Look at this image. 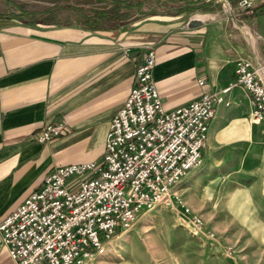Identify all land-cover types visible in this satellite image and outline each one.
<instances>
[{"label": "crops", "instance_id": "crops-1", "mask_svg": "<svg viewBox=\"0 0 264 264\" xmlns=\"http://www.w3.org/2000/svg\"><path fill=\"white\" fill-rule=\"evenodd\" d=\"M145 4L150 0H0V223L56 166L102 158L111 119L148 47L156 51L153 78L169 109L234 82L240 57L252 58L264 81V55L257 54L264 0H254L243 17L255 47L223 21L188 28L173 15L143 13ZM224 96L201 163L173 186L195 207L207 203L192 201L199 189L246 180L253 166L245 161L261 158L264 174V122L250 116V92L235 84ZM58 121L65 131L40 142L44 123ZM0 264H15L1 241Z\"/></svg>", "mask_w": 264, "mask_h": 264}, {"label": "built area", "instance_id": "built-area-1", "mask_svg": "<svg viewBox=\"0 0 264 264\" xmlns=\"http://www.w3.org/2000/svg\"><path fill=\"white\" fill-rule=\"evenodd\" d=\"M236 6L248 10L254 0H238ZM157 59L148 47L135 84L111 119L102 158L56 166L40 189L3 218L0 241L15 264H82L103 253L106 242L130 228L142 208L167 199L169 190L201 163L210 121L233 85L250 92V116L264 122V81L252 58L236 60L235 81L225 88L203 90L171 109L153 78ZM65 128L63 121L45 122L38 139L46 142ZM73 177L79 179L70 183Z\"/></svg>", "mask_w": 264, "mask_h": 264}, {"label": "rangeland", "instance_id": "rangeland-1", "mask_svg": "<svg viewBox=\"0 0 264 264\" xmlns=\"http://www.w3.org/2000/svg\"><path fill=\"white\" fill-rule=\"evenodd\" d=\"M230 3L150 0L143 13L173 15L176 18L171 21L184 26L190 16L206 14L205 22L223 21L245 41L244 31L255 47V37L242 28L247 25L243 17L248 10ZM140 14L138 18H142ZM257 40L260 57L264 55V41ZM260 160L244 162L253 166L246 180L228 178L212 183L209 189H199L202 195L191 196L193 202H207L199 207L172 187L167 199L142 208L130 228L113 236L103 253L82 264H264V174Z\"/></svg>", "mask_w": 264, "mask_h": 264}, {"label": "water", "instance_id": "water-1", "mask_svg": "<svg viewBox=\"0 0 264 264\" xmlns=\"http://www.w3.org/2000/svg\"><path fill=\"white\" fill-rule=\"evenodd\" d=\"M207 15H192L188 18L187 22H186V26L188 28H193L196 26H199L203 23H205L206 19H207Z\"/></svg>", "mask_w": 264, "mask_h": 264}]
</instances>
